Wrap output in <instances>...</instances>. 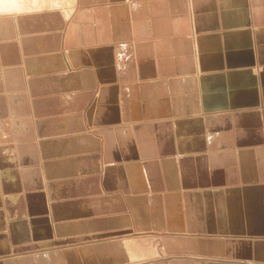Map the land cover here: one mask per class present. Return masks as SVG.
<instances>
[{
	"label": "crops",
	"instance_id": "1",
	"mask_svg": "<svg viewBox=\"0 0 264 264\" xmlns=\"http://www.w3.org/2000/svg\"><path fill=\"white\" fill-rule=\"evenodd\" d=\"M0 264H264V0L0 13Z\"/></svg>",
	"mask_w": 264,
	"mask_h": 264
},
{
	"label": "bare ground",
	"instance_id": "2",
	"mask_svg": "<svg viewBox=\"0 0 264 264\" xmlns=\"http://www.w3.org/2000/svg\"><path fill=\"white\" fill-rule=\"evenodd\" d=\"M65 1H68L67 3ZM66 7L73 3V0H0V13L34 11L48 7Z\"/></svg>",
	"mask_w": 264,
	"mask_h": 264
},
{
	"label": "built area",
	"instance_id": "3",
	"mask_svg": "<svg viewBox=\"0 0 264 264\" xmlns=\"http://www.w3.org/2000/svg\"><path fill=\"white\" fill-rule=\"evenodd\" d=\"M131 6L134 7L135 6V3L134 2H131Z\"/></svg>",
	"mask_w": 264,
	"mask_h": 264
},
{
	"label": "rangeland",
	"instance_id": "4",
	"mask_svg": "<svg viewBox=\"0 0 264 264\" xmlns=\"http://www.w3.org/2000/svg\"><path fill=\"white\" fill-rule=\"evenodd\" d=\"M66 3L68 2V1H65ZM46 6H48L49 7V4L48 3H46Z\"/></svg>",
	"mask_w": 264,
	"mask_h": 264
}]
</instances>
